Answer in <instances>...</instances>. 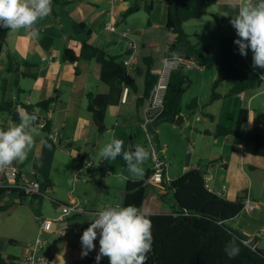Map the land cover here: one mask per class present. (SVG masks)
Segmentation results:
<instances>
[{"label": "crops", "instance_id": "0c3cea01", "mask_svg": "<svg viewBox=\"0 0 264 264\" xmlns=\"http://www.w3.org/2000/svg\"><path fill=\"white\" fill-rule=\"evenodd\" d=\"M125 1L126 0H122L117 4L116 11L120 16L118 20H115L112 16L111 0L110 7L108 5L107 7H103L104 0H64L63 2L59 1V3L60 5L69 7L70 10L68 12H73V28L75 22H85L88 24L92 30L90 36V42L92 44L104 47L108 52V50L114 49L112 45H109L110 43H114V46H116L117 38L122 37L124 39L125 37L127 42L123 40L125 42L124 45L119 43V47H122L120 53L112 54L108 52L111 55L121 56V59L124 60L129 54V42L133 40L135 43L137 42V65L140 63V58L145 62L144 58L150 57L153 61V71H155L160 66L161 57L167 56L168 47L175 41V34L166 27L167 2L166 0H152V2H154V8L150 16L148 15L150 20L148 19L147 22L148 27L152 30L134 28V31H132L127 19L125 21L123 20L124 11L128 7ZM233 2L239 3L243 2V0H218L216 4L211 6L212 10L209 8L205 16L187 21L184 25L185 30L192 35L191 39L193 42L211 46V50L207 55V61L204 65H199L197 63L191 68H182V70H187V72H185V70L183 72L189 80V84L182 98V103L186 105L190 103L192 99L196 98L198 100L196 110L194 109V111L189 113H182V116L177 119L179 120L178 122L160 121L157 126H154V123L158 120L153 121V127L158 128L155 131H152V128L149 126L151 121H147V118L146 122L143 124L140 111L143 110L144 116L146 117L145 110L149 99L142 105L138 104L139 97L144 93L145 73L147 68L141 66V70L144 71L141 89L136 79L132 76L130 69L129 75L136 81L138 88L136 91L130 88L125 102H123L121 98V102L118 106L109 107L107 109L105 121L107 119L110 120L112 112H109V109L113 111L116 110L115 115L117 118L115 126L118 128L114 129L112 138L115 136L121 139L123 144H125V134H129L131 136L130 140H134L133 144L144 146L147 151H149L148 146H151V148L154 146L160 151L167 162L168 151L171 149L172 143L180 141L181 146H194L197 144V138L199 137L202 140L200 147H198V151L200 152L199 156H194L196 148L193 147L191 149L193 153L191 156L192 158L186 163L181 164L179 170L175 171L174 178L172 177L171 179L179 177L182 173L191 168H202L206 171L207 185L216 193L225 187V195L231 200H241L245 202L248 196H250L251 200L254 201L257 206L253 210H249L245 205L241 215L246 213L252 218L254 212L258 210V217H253V219L258 221L254 226L257 232L259 231L258 226L261 227L260 231H264V157L255 154L254 145L251 142L237 139L231 134L219 137L214 134L219 125L235 127L241 109H248L249 111L247 123L244 127H246L247 130H255L253 129V127L256 126L254 122L253 106L259 107L263 114L262 129L257 131H264L263 82L260 87L255 89L247 90L238 95L226 96L232 85L224 78L223 72L217 68V59L222 38L225 36L237 38L236 30L231 24L232 15L237 11L231 7ZM59 3L54 4L58 5ZM75 11L76 14H74ZM49 15L51 17H48ZM49 15L39 20L33 26L38 30L39 34H43L44 38L40 39L39 35L38 37H33L26 30H20L16 33L12 31L10 36L11 30H9L8 37L10 36L9 39L12 37V40H8L7 38L6 43L0 44V123L3 122L5 126L7 125L9 118H11L7 110L19 105L20 102L35 105L42 100L52 97L56 92L60 94L59 101L51 104L47 109L48 111L37 107L38 114L40 116H47V121H50V132L40 126L32 125L33 127L41 129L44 134L37 132L34 136L35 129L32 128L31 135L34 138V145L31 151L28 153L25 160L18 163L14 162L12 165L17 167L21 176L39 180L43 186L42 190L45 192L47 191L49 196H31L32 198H30V200H23L21 197V202L7 205L9 206L5 210L7 213L5 222H7V224L3 226L0 231V234L5 239L6 247H0V253L4 257L14 255L20 259V263L24 264L23 259L25 255L33 250L39 235L40 220L42 218L53 219L57 217L58 213H60L58 210L59 204H70L78 201L84 205L87 215L76 216L77 218L70 219L69 226L61 222L53 226L50 231L46 232L43 235V244L41 246L42 248L40 247L41 253H39V257L48 259L49 264H97L95 258L100 247L99 235L95 241L96 248L86 257H82L81 237L79 234L83 233V231L90 226L91 220L95 218L98 211L103 209V206L90 204V195L87 193L77 196L74 191H72L65 197L67 201L61 200L57 195L52 197L55 193L56 186L60 185V178L52 172L51 164L54 158H48L46 156V159H43L42 154L45 149L49 150V144L56 146V143H58L59 147L63 145L65 152L70 156L74 154L75 148L78 150L77 153L79 157L93 160V158L97 156L99 148L108 142L106 132L111 131V127L105 123L106 130L103 133L98 131L92 114L87 108V94L89 92L106 93L109 91V87L100 79V66H95L94 68L93 60H87L89 61L87 63L83 62V59H80L75 64L63 61V49L69 47L77 54H80L82 41L85 40L88 35L86 32H79L81 35L85 34V36H76L74 44L68 42L62 45H56L54 37L52 36L57 35V31L56 25L52 23V19L59 20L61 24L59 29H61L63 28V23L61 22L62 16L56 11L53 5ZM215 15L224 16L226 18L222 26L217 23ZM111 22H114L117 26L116 31L113 32H119V34H104L107 30L111 31L107 28V25ZM126 29H130V37L123 36V31ZM120 31H122V34ZM206 31L209 33L205 34ZM59 36L64 39L65 34H60ZM154 36H156L157 39H154ZM48 38H52L53 41L52 44L47 47L42 44V40H48ZM73 39L74 38H71V40ZM157 45L161 46V48L163 47V49L158 51ZM8 50L13 52L17 60L22 64L20 71L17 73H8L6 72V68L4 66L2 67ZM237 53L239 57V69L243 67L244 69L252 70L256 75L264 78V76H262V74H264V69L253 67L252 52L250 49L247 56H242L239 53V49H237ZM155 57L157 58L155 59ZM24 63H26V65H24ZM76 65L78 66V71ZM82 66H84L85 70H89L91 67L94 68L96 79L94 84L88 81L87 78H82L84 74ZM33 75L36 76L33 77ZM5 77H7V90L6 93L3 94L1 91V84ZM28 79L33 80V82L28 84ZM215 81H220L216 88V92L220 93L221 97L211 100L212 88ZM197 85L198 90L195 91ZM193 87L194 92H192V95L188 96ZM26 88H29V91ZM93 88H96L97 91L95 92ZM258 97L261 98L257 99ZM19 108L22 111H26L24 108H21V105H19ZM162 125H166V134L160 130ZM179 126L184 130V134H182L183 132ZM177 128L181 134L179 137H177L174 132ZM153 132L156 133L153 134ZM186 140L188 143L185 142ZM147 143L148 146H146ZM50 148L52 147L50 146ZM67 150H70V153H68ZM214 150L218 151L217 155H214L215 158H217L215 161H219L211 167L207 165L200 166L199 161L203 160L202 158L204 156L212 158L210 156ZM119 157L122 158V156ZM124 162L123 160V164L126 165ZM68 166L72 167V171L76 167L73 163H69ZM152 166L153 162L149 157V163L144 174L149 171ZM170 168H172V164ZM78 170L76 169L74 172V181L79 185L81 184L80 181L83 180L82 183L85 186L88 185L89 179L82 176L85 172L84 169H80V174L77 175ZM118 175H121L127 180H132L130 175L126 172L118 173ZM5 182V172L4 170H0V184ZM111 182L112 183L109 185L112 189L117 187L118 193L120 192L122 196L120 198V203L116 202L117 197L113 198L115 205L122 204L125 195V184ZM149 188L152 189V195L148 198V202L145 200L143 211L147 213L171 211V209H163L165 202H163L157 194L158 190L162 191L163 188L150 185L147 188V195L149 194ZM44 198H49L52 201L54 206L53 213L43 212ZM168 202L167 200V203ZM38 203L41 204L40 210H38ZM172 205L173 201H171V208ZM29 206L34 211V214L30 212ZM5 211L2 212L5 213ZM24 211L26 212L24 213ZM30 220H35L37 226L34 227ZM73 226H76L79 231H67ZM59 227L65 228L64 232H61ZM59 235L62 237H59ZM261 237H264V234ZM261 237L257 240L258 247L262 242ZM101 262L102 261H100L99 264H109V261L107 263L106 259L103 263Z\"/></svg>", "mask_w": 264, "mask_h": 264}, {"label": "trees", "instance_id": "16d2710c", "mask_svg": "<svg viewBox=\"0 0 264 264\" xmlns=\"http://www.w3.org/2000/svg\"><path fill=\"white\" fill-rule=\"evenodd\" d=\"M57 1L63 2L64 0H52V5ZM130 1H133V3L125 9L124 21L129 15L142 10V8L150 16L154 8V2L147 0ZM217 1L166 0V27L175 34V41L168 47L167 56L184 54L195 60L199 65L206 63L211 46L193 42L192 35L185 30L184 24L187 21L205 16L209 7L216 4ZM215 19L220 26L226 21V18L220 15H215ZM74 31L78 33L86 32L88 37L82 41L80 54H77L72 48L65 47L62 59L72 64L77 63L80 59L95 60L99 64L100 79L108 85L109 91L106 93L89 92L87 94V108L92 114L98 131L103 133L106 130L105 116L107 109L119 105L124 86H129L134 91L137 90L138 86L136 81L130 77L129 70L121 56L111 55L104 47H99L90 42L92 30L87 23L75 22ZM8 35L9 29L0 28V44L7 42ZM235 39L236 37L233 36L222 38L217 59V68L223 72L224 78L232 85L226 96L238 95L247 90L255 89L260 87L263 82L262 77L259 75L240 71L238 67V46L234 43ZM52 41V38L43 39L42 44L48 47L52 44ZM7 59L6 72H19L22 64L10 50L7 52ZM144 60L147 64L145 87L143 95L138 99L139 105L149 99L157 80V75L153 72L152 59L145 57ZM76 69L78 71L77 65ZM35 76L33 75V77ZM219 83L220 81H215L213 84L211 100L221 97V94L216 92ZM188 84L189 80L182 68L172 72L165 96L164 110L158 116V121L175 122L182 116V113L194 111L198 106L196 98L186 105L182 103ZM6 90L7 77L3 78L1 84L3 94L6 93ZM59 99L60 94L56 92L52 97L35 105L23 102H20L19 105L28 113L35 110L39 119L40 115L37 112V107L47 110L51 104L56 103ZM19 105L7 110L15 124H18L20 120ZM248 112V109H241L235 127L219 125L214 134L217 137L231 134L237 139L251 142L254 145L255 154L264 157V131L247 130L244 127L247 123ZM47 122L48 124L44 128L50 132V121ZM0 128H6V126L0 124ZM218 161L214 162L217 163ZM151 172L152 169L147 171L140 180H127L122 206L134 205L143 211L147 188L151 185L149 182ZM162 191L172 192L173 205L171 211L149 213L152 222L153 244L151 251L147 254L145 264H264V249L257 246V240L261 236L252 244H247L246 240L248 238L227 225L228 220H232L242 213L245 202L231 200L226 195H219L212 190L207 185L205 170L191 168L179 177L167 182ZM162 195H160L161 199H163ZM26 196L27 194L22 196L23 200L26 199ZM3 198L4 191L0 189V201ZM8 207L7 205L0 206V212L5 211ZM233 240L239 245L240 253L234 259H229L224 249ZM19 260L14 255L4 257L0 253V264H22Z\"/></svg>", "mask_w": 264, "mask_h": 264}, {"label": "clouds", "instance_id": "9594fccd", "mask_svg": "<svg viewBox=\"0 0 264 264\" xmlns=\"http://www.w3.org/2000/svg\"><path fill=\"white\" fill-rule=\"evenodd\" d=\"M231 7L237 10L232 15L231 24L237 33L234 43L239 53L247 56L250 49L253 67L264 69V0L233 2ZM51 11L52 0H0V28L24 29L33 37H38L39 32L33 26ZM178 59L176 54L161 57L160 64L168 69ZM18 112V124L0 128V170L25 160L34 145L31 131L33 123L38 119L36 111L28 113L18 109ZM121 155L131 177H143L142 166L151 155L145 147L136 146L133 150L124 151L122 140L113 136L97 152L101 161L115 160ZM91 221L80 238L82 257L96 248L95 241L99 235L100 247L95 258L97 264L105 256L109 258V264H145L153 244L149 213L134 205L110 206L98 211ZM224 251L229 259H234L239 255L240 247L233 240Z\"/></svg>", "mask_w": 264, "mask_h": 264}, {"label": "rangeland", "instance_id": "374dc122", "mask_svg": "<svg viewBox=\"0 0 264 264\" xmlns=\"http://www.w3.org/2000/svg\"><path fill=\"white\" fill-rule=\"evenodd\" d=\"M147 1L151 2L152 0H147ZM154 1H158V0H154ZM57 3H59V1ZM131 3H133V1H130V0L125 1V4L127 6H129ZM107 5L110 7V5H111L110 0H104L103 7H107ZM53 7L62 16L61 22L63 23V28L59 29V26L61 25L59 23V20L58 19H52V21H53L52 23L54 25H56V31H57V35L52 36V37H54V41L56 42V45H62L63 43H68V42H70L71 44H74L75 40H76V36H78V37H84L85 36V34L81 35V33H75L74 32L73 23H72V19L74 18V15H73V12H68L70 10L69 7L64 6V5H60V3L58 5L53 4ZM209 8H211L210 10H212V7H209ZM74 14H76V11L74 12ZM48 17H51V16L49 15ZM207 18H211V17H207ZM148 19L150 20V18L148 17V13L145 11L144 8H142V10L131 14L127 18V21H128L129 27L132 29V31H134V28H137V29L144 28L145 30H152L148 27V24H147ZM20 30H24V29H20ZM20 30H11L10 36H11L12 31H13V33H16ZM118 31H119V29H118ZM114 33L119 34V32H113V31H108V30L104 34L105 35H113ZM120 33L122 34V31H120ZM207 33H209V32L206 31L205 34H207ZM60 34H65L64 39H62L59 36ZM10 36L8 37V40H12V37H11V39H9ZM156 36H154L153 38L157 39ZM39 37H40V39L44 38L43 34H39ZM71 38H74V39L71 40ZM121 38H117V45L116 46H114V43L109 44V45H112V47L114 48L113 50H108L109 53L116 54V53L121 52L120 49H122V47H119V43H122V45H124L125 42L123 40H125L127 42V39L125 37H124V39L123 38L121 39ZM157 49H158V51H161L163 49V47L161 48V46L157 45ZM0 56H1V54H0ZM156 58L157 57H155V59ZM83 62L88 63L89 61L83 59ZM92 62L94 63V68H95V66L96 67L99 66L95 60H93ZM137 63L136 62L133 63V67L130 70V72L132 73V76L136 79L138 85L140 86L139 88L141 89L142 83H143V77H144V71L141 70V66H143L144 68H146L147 66H146L145 62L143 61V59H141V58H140V63L138 65H137ZM0 64H1V57H0ZM3 66L5 68L8 67L7 56L4 59V64H2V67ZM82 68L84 71L82 78H87L88 81H91L94 84L95 80H96L94 68L91 67L89 70H85L84 66H82ZM240 70L242 72H246L249 74H255V72H253L252 70H247V69H244L243 67H241ZM185 72H187V70H185ZM262 79H264V78L262 77ZM27 82H28V84H31L33 82V80L28 79ZM263 84H264V80H263ZM26 89L28 90L29 88H26ZM93 89H95L94 90L95 92L97 91L96 88H93ZM196 90H198V85H197V87H195V91ZM192 92H194V87L191 88V91H190L188 96L192 95ZM259 98H261V97H258L257 99H259ZM196 109L197 108H195V110ZM115 111L116 110L113 111V110L109 109V112H112V114L110 115V120L107 119L105 121V123L107 125H110V127H111L110 128L111 131L106 132V138H107L108 142L112 138L114 129L118 128L115 126L116 118H117V116L115 115ZM253 111H254V119H255L254 122L256 123V126H254L253 129H255L256 131L261 130L262 126H263V122H262L263 114L261 113L259 107L257 108L256 106H253ZM140 113L142 114V123L144 124L146 122V117L144 116L143 110L140 111ZM149 126L152 128V131H155L158 129L157 127L156 128L153 127L152 122L149 124ZM165 126L166 125H162L160 127V130H162L163 133L166 134L167 131L165 129L166 128ZM32 128L35 129L34 134H33L34 136L36 135L37 132L44 134L41 131V129H38V128L33 127V126H32ZM179 128L181 129V126H179ZM181 130L183 132L182 134H184V130L183 129H181ZM174 132H175V135H177V137L181 136L178 128L176 130H174ZM155 133L156 132H153V134H155ZM130 137L131 136L129 134H125L126 142H125V144H123V150L124 151L133 150L137 146L136 144H133L134 140H130ZM137 142H138V140H137ZM185 142L188 143L187 140ZM201 142H202V140L198 137L197 138V144L194 146H190V145H186V146L182 145L181 146L180 141H177V142H174L171 144V149H169V151H168L169 157L167 156L168 162H170L172 164V168H170V165H171L170 163H169L170 165L168 167V172H169V175L171 178L172 177L174 178L175 171L179 170L181 164L186 163L187 161H189L190 158H192L191 156L193 155V153L191 152V149L193 147L196 148L195 152H194V156L195 157L199 156L200 152L198 151V147H200ZM49 145L52 148L49 147V150L45 149L44 153L42 154V157H43V159H46V156L48 158H52V157L54 158L53 163L51 164L52 172L54 175H56L60 178V185L56 186L55 193L52 195V197H54V195H57V197L60 198L61 200L62 199L66 200L65 197L67 195H69L70 192L74 191L75 195H77V196L78 195H85L83 193H87L88 195H90V197H89V203L90 204H92V205L96 204L98 206H103V208L107 207L108 205L114 206L115 202H114L113 198H115V197H117L116 202L120 203V201H121L120 198L122 197L120 192L118 193L117 187H114V189H112V187L109 184L112 183L111 181H113L116 184H121V183L125 184L127 182L126 178L122 177L121 175H118V173H121V172H126L130 175V173L127 170V166L123 164V160H124L123 157L121 158L118 156L115 160L101 161L97 156H95L93 158V161H95L94 166L88 167L86 164V158L85 157L84 158L79 157V154L77 153L78 150H76L75 148H74V154L72 156H70L65 152L63 145L60 147H59L58 143H56V146H54L52 144H49ZM146 146H148V143L146 144ZM148 147H149V152L151 154L152 148H151V146H148ZM157 151L160 155H162L159 150H157ZM217 153H218L217 150L212 151V155L210 156L212 158H208V157L204 156L202 158L203 160L199 161L200 166L201 165L202 166L207 165L209 167L213 166L216 163V162H214L215 159H217V158H215L214 155H217ZM150 158H152L151 155H150ZM205 159H206V161H205ZM121 162H122V166H121ZM69 163H73L76 165V167L74 168L73 171H72V167L68 166ZM124 163L126 164V162H124ZM148 163H149V159L147 161H145V163L142 166L144 168V171L146 170ZM76 169L77 170L78 169H84L85 172L82 174V176L87 177L89 179L88 185L85 186L82 183L83 180L80 181L81 184H79V185L76 184V182L74 181V179H75L74 172L76 171ZM130 177H131V175H130ZM141 178L142 177L132 178V180H140ZM157 194H158L159 198H161L160 195L163 194L162 195V198H163L162 201L165 202V204L163 205V209H171L170 205H171V201H172V199H171L172 198V192L167 191V193H166L164 191L158 190ZM151 195H152V189L149 188V194L146 197L147 202H148V198H150ZM47 196H49V194H47ZM30 198H32L30 195L26 196V200H30ZM43 200H44L43 212L53 213L54 212V206L52 204V201L49 198H44ZM167 200L169 201L168 203H167ZM38 204H39L38 210H40L41 204L40 203H38ZM29 210L32 214H34V211L30 208V206H29ZM257 211L258 210H256L254 212V214L252 215L253 217H256V218L258 217ZM25 212L26 211H24V213ZM6 214H7L6 211H5V213H3L2 211L0 212V231H1V228L7 224V222H5V220L7 218ZM59 214L60 213H58V215ZM58 215H57V217H58ZM253 217L251 218L248 214L245 213L241 216L236 217V219L234 218L232 220H228L227 225L231 228L238 230L244 237L250 238L258 232V231L256 232L257 229H255V227H254L258 221L253 219ZM31 222H32L34 227L37 226V222L35 220L31 221ZM258 229L260 231L261 227L258 226ZM67 231L72 232L73 230L71 228V229H68ZM81 235H82V233L79 234L80 237H81ZM59 237H62V236L59 235ZM261 240H262V242L259 244V248L264 249V237H261ZM6 242H7V240H6ZM0 247H6L5 239L2 237L1 234H0ZM41 248L36 250V257H39V253H41V251H40ZM31 252H33V251L31 250ZM105 259H106V262L108 263L109 258L106 256L101 260L102 261L101 263H103Z\"/></svg>", "mask_w": 264, "mask_h": 264}, {"label": "built area", "instance_id": "2783aa9c", "mask_svg": "<svg viewBox=\"0 0 264 264\" xmlns=\"http://www.w3.org/2000/svg\"><path fill=\"white\" fill-rule=\"evenodd\" d=\"M122 0H111L112 3V16L115 18V20H118L120 18L119 14L116 11V7L118 2ZM107 28L111 31H116L117 26L114 22H111L107 25ZM131 31L130 29H126L123 31V35L126 37H130ZM129 54L127 57L123 60L124 64L127 66L128 70L132 69L133 63L137 60V45L136 43L131 40L129 42ZM170 57V56H166ZM179 59L176 60L172 67L168 69H164L161 64L159 68L155 71H153L157 75L156 83L152 89L151 96L149 97V102L147 104L146 108V118L147 121H155L157 120L158 116L162 113L165 106V96L166 92L169 86L170 77L173 71L178 70L179 68L188 67L191 68L195 66L197 63L192 58L184 55V54H178ZM130 91L129 86H124V92L122 96V101L125 102L127 99L128 92ZM47 116H40V118L37 120L35 125L40 126L41 128H44L47 124ZM0 124H4L1 122ZM15 124L12 120V117L9 118L8 123L6 127ZM68 151V150H67ZM70 153V150L68 151ZM151 159L153 162L152 166V172L149 177V182L151 185L156 186L158 188H165L166 183L171 181V177L168 172L169 163L167 160L158 153L157 149L152 146L151 149ZM87 166H93L94 161L91 159H86ZM80 169L77 172V175L80 174ZM6 182L0 184V189H3L4 196L7 195H17L20 193H24L30 196H41L46 197L47 191L45 192L42 190V184L39 180L34 178H27L25 176H21L20 171L15 166H10L9 168L4 170ZM49 191V190H48ZM226 189L225 187L218 192L219 195H225ZM245 205L249 210H253L257 205L254 201L251 200V197L248 196V198L245 201ZM114 206H122V204H116ZM107 207H110L108 205ZM58 210L60 211V215L56 218H42L40 220L39 224V235L37 237L36 243L33 247V252L28 253L25 255L23 262L24 264H49L48 259L36 257V250L39 249L43 244V235L50 231L53 228V225L66 222V224L69 226V220L70 218L80 216V215H86L87 211L84 207V205L78 201H75L70 204H59ZM97 214V213H96ZM74 232H78L79 229L76 226L72 227ZM59 230L61 232H64L65 228L59 227ZM264 234V231H259L252 237L248 238L246 240L247 244H252L257 240L259 236H262Z\"/></svg>", "mask_w": 264, "mask_h": 264}, {"label": "water", "instance_id": "95a60500", "mask_svg": "<svg viewBox=\"0 0 264 264\" xmlns=\"http://www.w3.org/2000/svg\"><path fill=\"white\" fill-rule=\"evenodd\" d=\"M179 120H177L176 122H178ZM160 121H156L154 123V126H157V124H159ZM125 193V192H124ZM25 194L24 193H21L19 196H16V195H7L3 198L2 201H0V206L2 205H13L15 203H18V202H21V197L24 196ZM123 202H124V198H123ZM63 223H66V222H63ZM58 225V224H56ZM56 225H53V226H56Z\"/></svg>", "mask_w": 264, "mask_h": 264}]
</instances>
